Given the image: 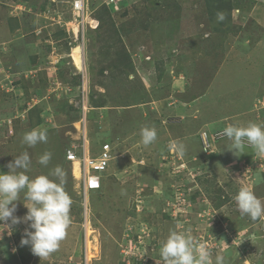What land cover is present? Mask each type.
<instances>
[{"label":"rangeland","instance_id":"1","mask_svg":"<svg viewBox=\"0 0 264 264\" xmlns=\"http://www.w3.org/2000/svg\"><path fill=\"white\" fill-rule=\"evenodd\" d=\"M79 2L0 0V171L28 151L26 174L62 167L72 199L56 252L22 246L20 223L0 240V264H160L173 230L213 262L264 264V218L242 216L234 199L246 186L264 203V153L234 152L224 135L264 124V0H84L85 13ZM146 126L157 131L149 146ZM38 127L47 142L29 148L22 138ZM204 132L219 134L208 150ZM83 135L114 156L87 201L65 159Z\"/></svg>","mask_w":264,"mask_h":264},{"label":"clouds","instance_id":"2","mask_svg":"<svg viewBox=\"0 0 264 264\" xmlns=\"http://www.w3.org/2000/svg\"><path fill=\"white\" fill-rule=\"evenodd\" d=\"M217 18L224 19L221 14ZM224 135L231 140V147H227L234 152L244 153L246 147H251L256 154L264 153V124L230 125L224 129ZM141 138L144 146L154 143L157 139L155 127H143ZM47 139V129L38 127L26 132L22 142L31 148L46 143ZM211 139L215 138L210 137L209 142ZM178 150L182 153L184 146L179 145ZM51 156L52 153L46 151L39 157V164L47 166ZM30 165V154L24 151L8 163V171H0V240L5 232L11 236L14 226L25 223L27 227L20 244L30 245L33 254L46 258L59 249L67 235L72 199L64 188L66 173L62 167L56 166L46 174L30 178L26 174ZM21 192L25 193L23 203L27 208L23 217L15 214ZM234 199L242 216L247 215L254 221L264 218V203L250 188L241 186ZM159 256L160 264H224L223 256L217 255L213 262L205 245L197 246L192 236L176 230L171 231L163 242Z\"/></svg>","mask_w":264,"mask_h":264},{"label":"built area","instance_id":"3","mask_svg":"<svg viewBox=\"0 0 264 264\" xmlns=\"http://www.w3.org/2000/svg\"><path fill=\"white\" fill-rule=\"evenodd\" d=\"M86 7L84 0H81L78 5V12L85 13ZM85 25H82L84 29ZM219 134L208 136L207 132H204L202 136L203 148L205 150L210 149L209 138H215ZM74 149H79L78 156L76 150H68L65 158L68 162H77L79 166L80 174V189L83 196L87 201V196L89 192L95 191L101 188L103 172L106 171L111 161L113 160V152L110 147V144H104L100 149H94L89 142L88 137L83 135L80 139L79 144L74 145Z\"/></svg>","mask_w":264,"mask_h":264},{"label":"bare ground","instance_id":"4","mask_svg":"<svg viewBox=\"0 0 264 264\" xmlns=\"http://www.w3.org/2000/svg\"><path fill=\"white\" fill-rule=\"evenodd\" d=\"M80 53H81V47H78V46L74 47V49H73V58H74L75 63L77 65H79V62H80Z\"/></svg>","mask_w":264,"mask_h":264},{"label":"trees","instance_id":"5","mask_svg":"<svg viewBox=\"0 0 264 264\" xmlns=\"http://www.w3.org/2000/svg\"><path fill=\"white\" fill-rule=\"evenodd\" d=\"M209 1H210V0H209ZM213 1H216V2L222 3V0H213ZM225 6H227L226 8H228V9L231 8V7H230V4H228V5L225 4ZM202 143H203V140H202ZM202 146H203V144H202Z\"/></svg>","mask_w":264,"mask_h":264}]
</instances>
